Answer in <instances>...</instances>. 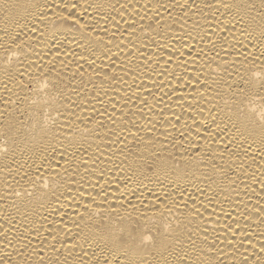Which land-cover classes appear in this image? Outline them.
<instances>
[{
  "label": "bare ground",
  "instance_id": "6f19581e",
  "mask_svg": "<svg viewBox=\"0 0 264 264\" xmlns=\"http://www.w3.org/2000/svg\"><path fill=\"white\" fill-rule=\"evenodd\" d=\"M0 264H264V0H0Z\"/></svg>",
  "mask_w": 264,
  "mask_h": 264
}]
</instances>
